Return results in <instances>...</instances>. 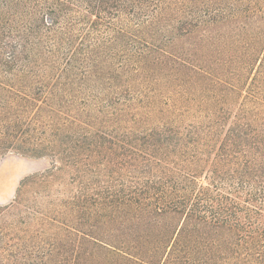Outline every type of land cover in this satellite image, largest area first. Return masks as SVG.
<instances>
[{
  "label": "trees",
  "instance_id": "16d2710c",
  "mask_svg": "<svg viewBox=\"0 0 264 264\" xmlns=\"http://www.w3.org/2000/svg\"><path fill=\"white\" fill-rule=\"evenodd\" d=\"M11 152L0 264H264V0H0Z\"/></svg>",
  "mask_w": 264,
  "mask_h": 264
},
{
  "label": "rangeland",
  "instance_id": "374dc122",
  "mask_svg": "<svg viewBox=\"0 0 264 264\" xmlns=\"http://www.w3.org/2000/svg\"><path fill=\"white\" fill-rule=\"evenodd\" d=\"M50 167L51 160L48 158H29L14 152L0 158V207H6L15 201L19 187L25 179L49 170ZM75 174L73 169L58 173L52 179L51 194H59L61 199L67 200L78 185V175ZM74 177H77L75 181ZM32 196L33 194H28L27 198ZM44 254L39 252L37 256L43 258Z\"/></svg>",
  "mask_w": 264,
  "mask_h": 264
}]
</instances>
